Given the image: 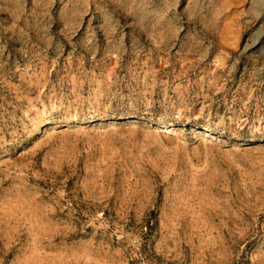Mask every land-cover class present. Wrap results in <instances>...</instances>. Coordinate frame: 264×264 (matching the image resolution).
<instances>
[{
	"label": "rangeland",
	"instance_id": "obj_1",
	"mask_svg": "<svg viewBox=\"0 0 264 264\" xmlns=\"http://www.w3.org/2000/svg\"><path fill=\"white\" fill-rule=\"evenodd\" d=\"M0 264H264V0H0Z\"/></svg>",
	"mask_w": 264,
	"mask_h": 264
}]
</instances>
